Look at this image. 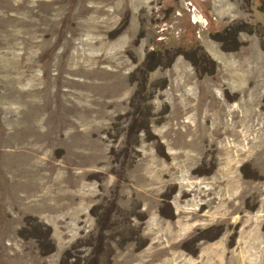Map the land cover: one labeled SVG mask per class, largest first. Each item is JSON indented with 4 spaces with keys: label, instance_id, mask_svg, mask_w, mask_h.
I'll return each instance as SVG.
<instances>
[{
    "label": "rangeland",
    "instance_id": "1",
    "mask_svg": "<svg viewBox=\"0 0 264 264\" xmlns=\"http://www.w3.org/2000/svg\"><path fill=\"white\" fill-rule=\"evenodd\" d=\"M214 241L264 261V0H0V264Z\"/></svg>",
    "mask_w": 264,
    "mask_h": 264
},
{
    "label": "crops",
    "instance_id": "2",
    "mask_svg": "<svg viewBox=\"0 0 264 264\" xmlns=\"http://www.w3.org/2000/svg\"><path fill=\"white\" fill-rule=\"evenodd\" d=\"M215 244H219V245H215ZM239 242H237V246H238ZM208 247L207 249H202L200 248V254L199 256L196 258L197 260L200 259H205V257L209 258L210 256H219L221 254L222 257H224V259H221L220 256V261L224 264H227L229 261V264H264L263 262H256L255 258H252L251 255H240L238 253L237 250L234 251V249L231 251L230 247H228V245L226 243H220V242H208ZM236 246V247H237ZM231 251V252H230ZM234 253V254H233ZM212 254V255H211ZM230 254V257H229ZM213 257V258H214ZM230 259V260H228ZM210 260V259H209ZM198 262V261H197ZM215 261H209L206 264H219L218 262L214 263Z\"/></svg>",
    "mask_w": 264,
    "mask_h": 264
}]
</instances>
